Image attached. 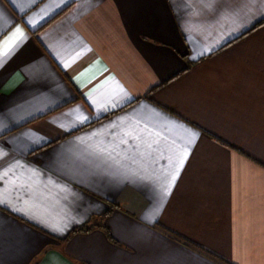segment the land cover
Listing matches in <instances>:
<instances>
[{"label":"crops","instance_id":"obj_1","mask_svg":"<svg viewBox=\"0 0 264 264\" xmlns=\"http://www.w3.org/2000/svg\"><path fill=\"white\" fill-rule=\"evenodd\" d=\"M5 49L0 264H264V0H0Z\"/></svg>","mask_w":264,"mask_h":264},{"label":"snow or ice","instance_id":"obj_2","mask_svg":"<svg viewBox=\"0 0 264 264\" xmlns=\"http://www.w3.org/2000/svg\"><path fill=\"white\" fill-rule=\"evenodd\" d=\"M16 32L17 34L22 35V33H20V29H17ZM9 51L10 49H5L3 52H0V59H2L3 57H6ZM0 66H3L2 63H0Z\"/></svg>","mask_w":264,"mask_h":264},{"label":"trees","instance_id":"obj_3","mask_svg":"<svg viewBox=\"0 0 264 264\" xmlns=\"http://www.w3.org/2000/svg\"><path fill=\"white\" fill-rule=\"evenodd\" d=\"M108 212H110V209H109ZM89 228H90V227H89ZM89 228H88V227H81V228L75 230V232H76V231H86V230H88ZM109 238L112 239L110 235H109Z\"/></svg>","mask_w":264,"mask_h":264}]
</instances>
